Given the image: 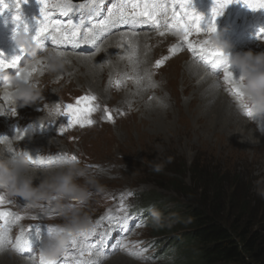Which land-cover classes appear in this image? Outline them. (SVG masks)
Masks as SVG:
<instances>
[{"label":"rangeland","instance_id":"obj_1","mask_svg":"<svg viewBox=\"0 0 264 264\" xmlns=\"http://www.w3.org/2000/svg\"><path fill=\"white\" fill-rule=\"evenodd\" d=\"M113 43L117 46L115 52L108 56L110 58H103ZM176 44L174 36H160L159 33L122 32L112 35L102 43L98 52L84 57L87 60L58 64V69L48 71L44 77L39 65L38 68L33 66L35 71L30 78V86L35 95L19 114L7 111L13 107L14 97L6 101L10 104L4 112L6 116L0 115V138H8L6 142L11 154L2 150L4 144L0 143V156L11 158L32 150L49 163L57 154L76 157L73 174L68 178L65 189L55 186L54 177L68 173L70 166L47 168L38 165L30 168V173L38 175L31 177L29 185L31 194L27 202L32 207L21 210L20 204L26 201L18 194H8V198L16 203L7 205L24 217V229L43 223L54 226L57 231H80L79 228L93 227L99 222L96 234L89 239L102 237L104 233L100 241L93 243L96 245L93 251L98 250L100 254L81 257L74 252L71 253L70 264L88 259L98 264L185 263L184 250L173 242L177 237L179 242L189 235L191 238L192 231H174L176 223L171 224L168 214L163 217L155 211L150 213L151 221L147 224L130 213V209L132 206L144 207L137 205L138 195V198L149 195L150 199L156 195L166 201L168 210L184 212L187 201L161 185L167 186L168 179L175 176L173 172L178 171L184 174L183 182L193 186L196 175L189 169L194 165L211 179L225 175L227 179L223 185L226 187L231 183L236 187L243 185L250 200L264 209V195L260 194L264 191V127L258 125L264 124V118L253 120L237 114L234 99L228 95L229 91L225 92L224 82L216 76L219 88L212 91L207 72L192 76L189 65L194 62L189 54L183 50L169 52ZM244 47H249L244 53H264L263 40L253 44L237 42V49ZM126 49L134 50L136 55L124 54L122 51ZM51 51L41 57L48 56ZM117 57H131L135 62L133 66L129 64L124 68ZM158 60L163 61L159 68L156 67ZM63 67L68 72L57 77L55 71ZM146 72L152 74L156 86L141 90L136 77ZM49 73L50 86L43 81ZM125 76L129 78L117 88L115 81ZM60 78L61 83L54 84ZM89 79L94 85L87 82ZM83 95H95L100 106L91 117L95 121L92 126L66 127L67 116L47 117L50 106L59 105L63 109L69 103L75 104L76 99ZM105 110L111 113V122L106 119ZM33 121L50 123V133L42 138L37 136V139L28 136L23 141L11 139L10 134L7 136L12 123L22 125ZM47 136L50 137L45 138ZM157 167L161 170L156 171ZM121 203L124 211L120 210ZM109 214L112 220L105 218ZM125 214L128 219L121 222L120 217ZM262 215L264 217V210ZM158 224L160 228L156 229ZM114 233H121L115 236L116 239L122 235V241L143 244L151 251L140 259L126 253L109 255L115 246ZM59 235L62 236L61 231ZM103 241H108L105 254L101 252ZM73 250L70 246V251ZM150 257L154 258L148 259ZM0 264L32 263L9 249H3L0 250Z\"/></svg>","mask_w":264,"mask_h":264},{"label":"snow or ice","instance_id":"obj_2","mask_svg":"<svg viewBox=\"0 0 264 264\" xmlns=\"http://www.w3.org/2000/svg\"><path fill=\"white\" fill-rule=\"evenodd\" d=\"M27 0H14V7L19 9L22 3H26ZM75 0H37V3L40 5V19L36 21L38 27L35 30L34 35H29L33 44L37 46V50L43 51L45 46L43 45L41 38L50 39L53 44H58L60 42H69L73 44L80 43L81 41L84 44H96L97 40L100 38L101 32L105 31L107 27L115 26L116 24H125V25H138V24H150L155 31L159 33L160 36H164L166 32H170L172 35L180 39V43L175 46V48H170L169 52H176L178 50H186L190 52L193 56L194 62L206 71L213 74L214 76L219 77L221 74L224 77V82L230 86L231 94L235 98L242 96V91L240 87V82L243 80L241 76L239 79H235L232 71L230 70V64L225 60L221 62L219 57L224 56L223 51L216 46H214L210 39H205L199 43H194L190 41L189 37L193 33L200 34L205 33L209 36L216 33L215 19L222 15L224 10L231 4L237 2V0H216L215 7L212 9V19L207 21L206 28L201 27L203 18L194 13L191 9V0H115L112 3L111 7L107 10V15L100 19L96 24L91 28H88L87 31L81 32V28L84 24V21L81 20L79 23L74 22L69 19L62 21L60 19L54 18V14L57 10L60 11L61 15L68 16V14L73 11L72 4ZM104 0H87V5L91 11L95 14H99L101 8L99 5H102ZM246 6L252 10L264 9V0H244ZM9 7L4 0H0V12L6 10ZM81 7H84L82 4ZM16 23V34L23 31L28 34V26L24 24L23 20L19 16L13 18ZM99 28L100 31H96ZM264 34V30H261V33L258 34L257 38L260 39V35ZM15 38V37H14ZM20 49L19 55L13 57L10 63H6L3 59H0V74L7 75L6 70L9 68L16 69L15 78L23 83H27V77L32 75V72L35 71V68H24L21 71V68L18 67L21 58L26 54V49L18 46ZM134 54V52H133ZM63 53L57 52V56H62ZM37 64L40 62L37 61ZM163 65V61H156V67L159 68ZM129 77L125 76L123 78L117 79L115 81V86L119 88L123 83L124 79ZM136 83L141 90H146V87H155V83L152 81V74L146 72L143 76L136 77ZM219 84V82H218ZM10 86V85H8ZM5 101H9L11 98L5 96L3 98ZM97 103V97L95 95H83L76 99L75 104H67L60 108L59 105L56 106V111L58 116H67L68 124L66 127L79 126L81 128L90 127L94 124V120L91 119L93 113L99 109ZM12 114H15V107L9 108ZM106 112V119L112 121L111 113ZM4 111L0 110V115H4ZM247 118L254 119L250 111H245L243 113ZM64 128H61L63 131ZM17 139L23 138V134H20L16 137ZM8 138H0V143L6 141ZM11 154V149L9 150ZM27 156L28 153L25 152ZM14 155L11 156L13 158ZM29 160L33 164L39 162V165L46 167L47 163L44 160L39 159V157L32 159L28 156ZM66 161L72 162L76 160L75 156L70 158H65ZM67 187V182L65 184ZM128 195H131L129 193ZM22 196V195H21ZM25 199L24 204H20L21 210L26 208H31L32 204L27 202V198L22 196ZM14 201L8 198V194L3 191L0 192V248H3L5 245L11 244L14 251L17 254H23L25 250H30L32 247L30 234L34 231L32 228L25 230L21 228L20 235L16 238L13 243L9 239V234L14 225L19 221L24 219L22 215L18 212H13L10 209L6 208V205H13ZM120 210L124 211V205L121 203ZM106 219L112 220L113 217L109 214ZM36 219V217H32ZM128 219L127 214L123 217H120V221ZM99 227V222L90 229L80 230L77 233L72 231H67V236L70 240V246L73 249H77L81 257L87 255L92 257L93 255H99V251H93L96 249L95 244H89L88 239L90 236L96 234V230ZM57 231L54 228H49L48 240L41 241L40 243V257L39 264H67V247L64 251V258L61 261L56 259H47L45 256L46 247L49 245V242L52 239V233ZM59 231L63 232V229ZM37 238H39L40 233L39 229L35 230ZM121 249L125 248V245L121 243ZM143 249L139 252L132 253L129 252V255L135 254L140 256L143 253ZM76 264H98L97 261L88 259L87 261L77 260Z\"/></svg>","mask_w":264,"mask_h":264},{"label":"trees","instance_id":"obj_3","mask_svg":"<svg viewBox=\"0 0 264 264\" xmlns=\"http://www.w3.org/2000/svg\"><path fill=\"white\" fill-rule=\"evenodd\" d=\"M189 172L196 175L193 186L185 184L184 174L178 171L167 186L161 185L187 201L184 212L168 210L166 201L156 195L151 199L149 195L137 196V205L159 216L168 214L171 224L176 223L174 231H192L191 238L179 242L177 237L173 242L184 250L187 261L183 264H264V209L250 200L243 185H223L225 175L211 179L195 165Z\"/></svg>","mask_w":264,"mask_h":264},{"label":"clouds","instance_id":"obj_4","mask_svg":"<svg viewBox=\"0 0 264 264\" xmlns=\"http://www.w3.org/2000/svg\"><path fill=\"white\" fill-rule=\"evenodd\" d=\"M214 46L221 49L224 56L219 57L221 62L227 61L231 69L238 70L243 80L240 82L242 96L234 99L235 111L239 115H243L245 111H250L254 119L264 117V53L254 55L251 52L244 54L230 55V45L221 40L219 34L214 33L209 38ZM15 42L17 46L26 49V54L29 56L35 55L37 46L32 43L29 35L23 31L15 35ZM55 61V57H50ZM189 71L193 74H199L203 71L202 67L196 63L189 65ZM211 79L209 89L216 91L219 88L216 77L211 73H206ZM13 97L23 104L28 105L32 102L35 95L34 90L28 83L21 81L13 82ZM58 116L56 107L50 106L47 111L49 119H55ZM245 116V115H243ZM246 117V116H245ZM253 119V120H254ZM234 134V133H233ZM4 144V151H9L7 142ZM30 161L21 156H14L13 158H6L0 156V189H3L7 194H18L26 198L31 194L29 185L31 184V177L29 175ZM159 167L156 171H160ZM73 174L72 166L66 174H60L54 177L55 186L60 190L65 189L68 178ZM264 195V191L260 192ZM63 247V241L57 237H53L49 242L47 250L49 253L55 254Z\"/></svg>","mask_w":264,"mask_h":264},{"label":"bare ground","instance_id":"obj_5","mask_svg":"<svg viewBox=\"0 0 264 264\" xmlns=\"http://www.w3.org/2000/svg\"><path fill=\"white\" fill-rule=\"evenodd\" d=\"M128 34V33H127ZM120 37H118L117 39H119ZM109 39V38H108ZM117 41V40H116ZM169 43V42H168ZM119 44V43H118ZM116 44H111L110 45V48H109V50H107L106 51V53H105V55H103V58H105V57H108L109 55L110 56H112L113 55V53L115 52V49H116ZM123 48V47H122ZM57 50H52L51 51V54H49L48 56H44V57H41L42 59H40L39 60V70H40V73L41 74H43V77L44 76H46V73H48V71H50V70H55V69H58L59 67H58V64H60V65H63V64H68L69 62H82V60L84 61V60H87V59H84V57H89V56H87V55H82V56H76L77 54H70V53H63V55L62 56H57ZM122 52H124V54H127V55H132L131 53H133L134 52V50H128V49H126V50H124V51H122ZM143 52V51H142ZM141 52V53H142ZM59 53H62V52H59ZM136 53V52H135ZM133 54V56L134 55H136V54ZM79 54V53H78ZM91 56H93V55H91ZM105 56V57H104ZM50 57H55V61H53L52 59H50ZM108 58H110V57H108ZM112 58V57H111ZM115 58V57H114ZM150 58V57H149ZM113 59V58H112ZM112 59H110V60H112ZM117 59H118V62H119V64H122L121 66L122 67H124V68H128V66H130L129 64H131V66H133V63L135 62L134 61V59L133 58H131V57H125V58H119V57H117ZM135 60H136V58H135ZM106 61V60H105ZM150 62H151V60H150ZM118 64V63H117ZM139 65V64H138ZM119 66V65H118ZM135 67V66H134ZM65 69H67V68H62V69H60V70H57V71H55V74L57 75V77L58 76H62V75H64L65 73H67L68 72V70H66L65 71ZM43 73H42V72ZM205 73H206V71L205 70H203V71H201L198 75L197 74H193L192 73V76H194V77H197V76H200V75H205ZM39 74V73H38ZM55 75V76H56ZM93 77V76H92ZM208 77V76H207ZM207 77L206 78H204V79H207ZM61 78L59 79V80H57L54 84H59V83H61ZM43 81H44V83L45 84H47L48 86H50L51 85V78H50V73L47 75V77L46 78H43ZM83 81V80H82ZM195 81V80H194ZM59 82V83H58ZM87 82H90V83H92L91 82V79H89V80H87ZM211 82H209L208 84H210ZM92 85H94L93 83H92ZM92 87V86H91ZM94 88V87H93ZM10 91H12V89H10V90H0V100H1V102H0V110H2V111H6L5 109H6V107H7V105H9L10 103L9 102H6L5 100H2L5 96H9L10 98H12L13 96L11 95V92ZM100 91H101V89H100ZM14 107H15V104H14ZM5 116H6V114H4ZM3 116V115H2ZM119 129V128H118ZM31 136V135H30ZM37 136H35L34 138H31V139H37L36 138ZM38 137H40V136H38ZM48 137H50V136H47V137H45V138H48ZM40 138H42V136L40 137ZM118 138V137H117ZM119 140V139H118ZM10 145V144H9ZM4 147L5 146H3L2 147V150H4ZM3 156V155H2ZM29 175H30V177H33V176H38V175H35L34 173H30L29 172ZM12 262V261H11ZM24 262H25V260H24Z\"/></svg>","mask_w":264,"mask_h":264}]
</instances>
